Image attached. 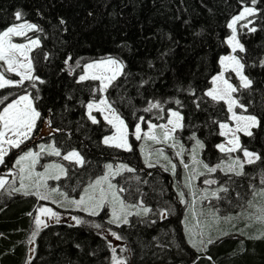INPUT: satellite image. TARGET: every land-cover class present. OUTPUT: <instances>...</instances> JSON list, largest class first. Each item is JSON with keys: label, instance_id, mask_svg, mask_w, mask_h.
Masks as SVG:
<instances>
[{"label": "trees", "instance_id": "obj_1", "mask_svg": "<svg viewBox=\"0 0 264 264\" xmlns=\"http://www.w3.org/2000/svg\"><path fill=\"white\" fill-rule=\"evenodd\" d=\"M246 5L255 6L257 12L239 23L244 50L238 54L252 84L244 88L237 78L233 80L239 102L259 120L252 136L242 135V145L260 159L247 164L240 175L215 172L229 187L221 198L226 202L233 198L235 204L264 187V0L254 4L252 0H0V32L17 21H29L39 29L29 36L40 40L31 52L34 76L40 80L0 89V100L30 92L41 114L36 132L45 121L53 129L14 148L4 167L12 168L16 156L38 142L53 143L61 154L75 150L83 164L58 157L67 173L55 183L77 196L83 186L105 174L107 165L124 161L134 167L115 179L125 189L124 200L143 199L153 212L133 214L127 224L114 225L105 211L95 216L78 211L72 215L87 223L58 221L37 229L34 218L40 200L32 193L8 195L17 187L16 180L0 190V264H112L113 248L103 233L105 227L121 238L123 245L117 250L127 264H264V236L256 235L254 225L248 233L234 232L238 226L216 230L218 237L204 251L193 247L184 231L180 168L173 173L145 165L134 138L133 151L104 144V137L113 131L111 125L103 119L93 123L87 113V104L100 95L99 83L79 80L87 63L116 58L123 71L106 96L129 131L141 117L146 126V121L166 122L170 111L176 110L183 117L177 138L189 144L196 136L203 143L202 158L210 164L221 161L226 154L216 145L221 140L219 123L228 119V109L206 92L221 69V56L229 52V22ZM17 11L22 13L19 20ZM156 102L159 108L145 111ZM164 210L167 213L161 217ZM236 210L237 204L230 211Z\"/></svg>", "mask_w": 264, "mask_h": 264}, {"label": "rangeland", "instance_id": "obj_2", "mask_svg": "<svg viewBox=\"0 0 264 264\" xmlns=\"http://www.w3.org/2000/svg\"><path fill=\"white\" fill-rule=\"evenodd\" d=\"M246 7L253 8L255 10L254 14L257 12L255 6L246 5L234 17L239 16L244 11V8ZM251 15L245 14L244 18L237 20L233 26V28L235 29V37H236L235 42H237L238 45H242L240 38H239V30H238L239 23L249 18ZM233 18L231 19L229 24L232 23ZM23 23H31V22L20 20V21H17L12 26L14 25L19 26L20 24H23ZM233 28H230L231 33L229 37L227 38V44L229 45V52L222 55L221 57L236 56L240 60V62L243 64L238 54V52L240 51L239 47H237L236 51L233 52L232 50L233 45L228 43L229 39L233 36ZM32 31L34 30L25 29V35L13 36L11 39L13 43L23 44V45H30V41H33V40L39 41L38 45H35V46L30 45L26 49V55L31 61L32 75L34 76V65H33L32 58H31V52L35 47L40 45V40L39 38L29 36ZM18 59L25 64L28 63V60H25L23 56H19ZM113 59L117 60L116 58H113ZM100 60H103V59H100ZM100 60H95L87 64L94 63ZM0 63H1L0 73H3L5 79L13 80V81H17L21 79L18 73L5 71V69L7 68L6 63H4L3 61H0ZM225 63L228 64V67L225 68V65L220 63L221 69L214 76H217L220 73H223L224 79H226L230 84H232L237 89V86L233 80V77L237 78L241 86H242V82L240 81L237 73L234 71L233 66L227 61ZM86 65L84 66V69L81 75L87 74L89 77H91L93 74H97V75L101 74L96 69H92V70L87 69ZM20 71H26V69H20ZM122 71H123V68L122 70L117 72L116 78L119 75H121ZM103 74L106 76L111 75L110 72H105ZM241 74L246 76L244 73V67L241 70ZM96 81L99 83L98 90L100 92V95L90 101L91 103H95L98 105V107H94L91 110V115L94 116L97 121H100V119H103L104 121L108 123V121L105 120L104 118L105 116H108L111 119L113 117V110L116 115H119V114L115 111V109L112 106L109 109L106 107L105 104H100L99 102L101 100H105L108 105H111L107 99L106 93L112 81L110 83H108L107 81H101V80H96ZM105 83H108L107 88L104 87ZM217 86L218 85L213 83V80H212V85L209 88V90L214 89ZM219 86L223 87L222 84H220ZM8 87L12 88V87H15V85L5 86L4 88H8ZM0 89H3V88H0ZM236 92L232 93V98L237 103H234L232 105L231 111L229 110V105H228L227 100H221L225 102L227 106L228 119L219 123V134L221 135V133L227 132L228 135H221V140L217 143V145L224 144L226 148L232 147L229 141L238 137L239 147L234 152H223L226 154V156L221 161L213 162L211 164L205 161L201 156L202 149H203V143L196 136H195L194 141H192L189 144H186L184 143L183 140H181L180 138H177L176 136L177 132L181 130L183 127V119L180 121V124L182 126L179 128H175V130H173L174 125L169 123L170 119L173 121L176 120V118L171 115L173 111L178 112L176 110L170 111V116L166 122L146 121V126H144L141 120L138 123L141 128V132H140L141 138L139 140L136 139L135 129L131 132L129 131L127 127V130H126L127 141L131 147L130 151H133V148H134L133 143H132V138H134L136 141H138L139 152L141 154L142 160L145 165L159 166L163 168L164 170H169L173 173H176L177 169L180 168V177L178 178L179 186L178 185L177 186H178V191L180 195L179 197H180L181 203L183 205H186V210H185L184 217H183L184 231L187 236L188 242L193 247H195L197 250H200V251H204L206 249V246L208 243L207 241L209 239L213 241L215 237H218L214 235L217 233L216 230H218V232H221V231H224L226 227H229L230 230H234V228L238 226L237 230L234 232L248 233L250 230L257 229L256 230L257 233L255 231L257 236H260L261 231L264 230V225L255 221L254 219H249V217H254L256 214H258V210L261 207H264V197H261L260 195H258V193L262 189H264V187L251 192V194L249 195V197H247L246 200L239 201V203H236L237 210L233 212L230 210L233 209L236 205L234 199L232 198V201L226 202L225 200L223 201V199L221 198L222 191H220V189L227 188L226 184H224V182H220V178H217V176H215L216 174L215 172H208L207 169L204 167L205 164H207L209 167H216L217 165H219L220 167H217L216 172L219 171L221 174H236V172H241L243 174L245 166L248 164L246 162L248 158L243 155L241 148L247 149L249 152L258 154L255 151H252L248 148L243 147L242 135L245 134L244 132L242 131L235 132V137L233 136V132L235 131L237 127V123H238L237 120L232 118L233 113H235L236 116H245V117L254 116L259 122L257 116L251 113H248L246 111L245 106L240 107V105L242 104L239 102L238 98L236 97ZM26 93L30 94V92L28 91L22 92V93H19L13 96L10 99H7V101L3 104V107L0 111H2L3 108L8 103H11L14 99H17L19 96L24 95ZM101 108L105 110L100 111L99 109ZM88 111L89 110L87 109V113ZM120 118L123 119L121 116ZM38 119L36 120L35 127L29 133V138L26 139L22 144H24L28 140L35 142L39 137L52 133L53 129L49 125L48 121L43 122L42 125L39 127L38 131L36 132V129L38 127ZM222 123L227 124L228 128L227 129L221 128L220 124ZM110 125L113 131L110 134L106 135L105 137H118L119 133H117L115 125L114 124H110ZM150 125H156V127L152 128L150 127ZM161 125L165 127H160ZM255 127L256 126H252L250 127L249 130L253 133V129ZM0 128H2V125H0ZM166 131L170 132L169 139H165ZM8 135L11 136L12 134L9 133ZM152 136H155L157 139L153 140L151 138ZM197 140H199L201 144H197L196 143ZM117 142H119L118 139L114 140L112 144H115ZM22 144L20 146H22ZM112 144L110 145L112 146ZM217 145H216V149L219 150L217 148ZM41 146H44L43 150L41 149ZM53 146L55 147L53 143L44 144V143L38 142L36 143L35 146H31L25 150H22L21 153H19L18 156H16V158L12 162V168H10L6 166L7 163H5V160H6V157L12 153V150L15 147H9L8 145H5L4 147L7 150V155L4 156V163L6 165L4 167V163L0 164V167H1L0 169L3 168L2 170H0V176H5L7 178L8 183L15 182L16 180H18L16 188H19L21 185V176H23V183L24 185H26V190L28 193L35 194L36 192H39L41 196L47 197L46 200H42L40 199L39 196L36 195L38 199L40 200V205L38 209L41 206H44V207L51 208L55 213H57V216L55 217H44V216L41 217V219L46 220L47 224L52 223V222H58V221L59 222L60 221L74 222L76 220L73 219V217L75 218L77 217L76 215H72V214H75V212H78V211H84L85 213L90 214L89 212L84 210L85 207L88 206L87 204L80 205L79 207H77V205L73 203V201L80 200L82 197L86 201L88 200L89 197H95V200L92 201V203H95V202H98L101 196L103 195L105 202H104L103 207L98 210L99 214L105 211L106 219L110 222L113 218L112 217L113 206L116 208L118 213H121V222L111 223L114 225L123 224L122 221L124 219L125 214H127V220L129 221L130 217L133 214L148 215V214L153 213L152 209L148 205H146L143 199L135 203H131V202L124 200L122 193L125 191V189L124 187L119 186V184L115 182L116 181L115 179L118 175L128 171L127 169L120 168L121 165H126L127 168L134 170V167L130 163H127L124 161H119V162L109 164V165H112L111 171L106 167L105 174L101 176V177H104L107 175L108 180L111 182L112 185H114L113 188H109L108 182H105V181H101L100 184H96V181L99 178H101L99 177L98 179L94 180L92 183L86 186H83L77 196L76 195L73 196L71 194L69 195L67 191L62 190L55 183V181L59 180V179H56L57 176L61 178V177H64L67 173L66 167H64V165L60 163L57 158L63 157L67 153L57 156L52 151ZM121 149L129 151L126 148H121ZM28 151L39 153V156L36 158L35 163L33 164L31 163L30 160H25L22 163V165H17L16 161L19 159V157ZM67 161H75V160H67ZM237 161H239V163H237ZM256 161L258 160H255V162ZM240 163L243 164L242 169L239 166ZM77 164L80 165L79 163ZM29 165H31L30 168L28 167ZM173 165H175V168H173ZM185 165H187V167H185ZM230 166L234 168L235 171H229ZM21 167L25 168L24 172H21ZM61 168L64 169L63 173H61L60 171ZM111 173H118V174L112 175ZM205 180L215 181L216 183L206 184L204 183ZM101 189H103V193H101ZM120 189H123V191H120ZM214 192L217 193V196L212 195ZM113 193H116V195L119 197V200L123 201V204H124L123 212H121V205L119 201L114 198ZM181 193H183L182 196H181ZM249 201L252 202V206H249ZM145 208L150 209V211L145 213L144 212ZM38 209H37V215H39ZM238 216L241 218L237 219L236 217ZM226 217H232V219L230 220L225 219ZM253 225H254L253 229L248 228L249 226H253ZM42 227L43 226H41L39 229H41ZM112 232H115V231L111 229L110 227L103 228V233L107 237L108 241L111 243L112 248H115V252H113L112 254V260H113L112 264H116V260H124L123 256L118 254L119 252L117 250L119 245L120 246L123 245V242L121 241V238L120 239L116 238L118 236L117 234L116 236H113L111 234ZM201 240L204 241L203 244L200 243Z\"/></svg>", "mask_w": 264, "mask_h": 264}, {"label": "snow or ice", "instance_id": "obj_3", "mask_svg": "<svg viewBox=\"0 0 264 264\" xmlns=\"http://www.w3.org/2000/svg\"><path fill=\"white\" fill-rule=\"evenodd\" d=\"M256 2V0H252V3L254 4ZM254 9L250 8V7H246L244 8V11L237 17L233 18L232 23H230L228 25V27L233 28L234 24L236 23L237 20L243 19L245 14H254ZM15 17L17 20L21 19L22 17V13L20 11H17L15 13ZM61 24H64L65 22L63 20L60 21ZM25 29H29V30H39L38 26L36 24L33 23H23L20 24L19 26H11L8 27L5 31L0 32V61H3L4 63H6L7 68L5 69V71L7 72H16L20 75L21 79L17 80V81H13V80H8L4 78L3 73H0V88H4L5 86H23L25 81H39L40 78L39 77H34L32 75V64L30 59L28 58V56L26 55V49L31 45V46H35L39 44L38 40H33L30 41V45H23V44H16L12 42V37L13 36H23L25 35ZM252 31H255V29L253 28ZM236 41V37H235V29L233 28V36L229 39L228 43L233 45V52L236 51L237 47H239L240 51H243V45H238ZM19 56H23L25 58V60H28V63L25 64L22 61H20L18 59ZM69 60L71 59L70 57L68 58ZM229 62L233 68L234 71L237 73V75L239 76L240 81L242 82V87L247 88L252 84V81L250 79H248L246 76L241 74V70L243 69L244 65L240 62V60L236 57V56H225V57H221L220 59V63L225 65V68L228 67V64H226L225 62ZM67 63V61H66ZM115 66V67H113ZM86 68L89 70L92 69H96L98 70L101 74L97 75V74H93L91 77H89L87 74L85 75H81L79 77L80 81H84L86 79H93V80H101V81H107L108 83H110L113 79L116 78V74L118 71L122 70L123 68V64H121L119 61L108 57L106 59L94 62V63H90L86 65ZM20 69H26V71H20ZM105 72H110L111 75H104L103 73ZM213 83L217 84L218 86L214 89H211L209 91L206 92V95L208 97H211L213 100H227L228 105H229V110L231 111L232 105L234 103H237L236 101L233 100L232 98V93L236 92L237 89L230 84L226 79H224L223 73H220L217 76H214L212 78ZM41 83H43V81H40ZM108 83L104 84V87L107 88L108 87ZM222 84L223 87H220L219 85ZM34 86V85H33ZM194 95V93H193ZM8 97H4L3 100H0V104L4 103V100H7ZM35 99H39V96H37ZM100 104H105L107 108H111V105H108L107 102L105 100H101L99 102ZM177 104L180 103V101H176ZM94 107H98L97 104L95 103H88L87 104V109L88 111V115L91 118L93 123H98V121L96 120V118L94 116L91 115V110ZM160 104L159 102L156 103H152L150 105V107L148 109H145V111H151L152 108H159ZM197 107H199V104H197ZM240 107H243V105H240ZM100 111H104L105 109L101 108L99 109ZM40 112L35 108L34 106V99L30 96V94H24L19 96L17 99H14L11 103H8L2 111H0V125H2V128H0V164L4 163V156L7 155V150L5 149V145H8L9 147H15V148H19L20 145L29 138V133L33 130V128L35 127V123L36 120L40 117ZM171 115L173 117L176 118L175 121L173 120H169L170 124H173V130H175V128H179L182 125L180 124V121L183 119V117L181 116V114L179 112H175L173 111L171 113ZM105 120L108 121L109 124H114L117 130V133H119L118 137H104L103 139V143L106 145H110L112 144V142L114 140H117L119 142L112 144V146L118 147V148H126L127 150H131L130 145L128 144L127 141V134H126V130H127V126L124 122L123 119L120 118L119 115H116L114 110H113V117L110 119L108 116L104 117ZM233 119L237 120V127L235 129V131L233 132V136L235 137V132H244L246 135L248 136H252L253 133L249 130L250 127L252 126H258V121L256 119V117L254 116H236L235 113H233ZM141 120H143V117L140 118ZM150 127L154 128L156 127V125H150ZM160 127H165L163 125H161ZM220 127L223 129H227L228 125L227 124H220ZM59 131V130H57ZM140 132H141V128L140 125L137 124L135 127V136L136 139L139 140L141 138L140 136ZM11 133L12 135L9 136L8 134ZM221 135H228L227 132H223L221 133ZM153 140L157 139L155 136L151 137ZM170 138V132H165V139H169ZM197 144H201V142L199 140L196 141ZM229 143L232 145V147L226 148L224 144H220L217 145V148L221 151V152H234L237 150V148L239 147V140L238 137L232 139L229 141ZM202 146V145H201ZM41 149H44V146H41ZM52 151L55 155L60 156L61 153L58 149H56L54 146L52 147ZM241 151L243 152V155L245 157H247V163L248 164H252L255 162V160H259L260 157L258 154L256 153H252L249 152L247 149H242ZM39 156V153L36 152H32V151H28L25 152L22 156L19 157V159L16 161L17 165H22V163L25 160H30L31 163H35L36 158ZM64 160H75L77 163L79 164H83V157L80 156V154L78 152H76L75 150L68 152L66 155L63 156ZM237 163H239V161H237ZM150 167L152 165H149ZM240 168H243V164L240 163L239 164ZM29 168L31 167V165L28 166ZM110 171L112 169V165H107L106 166ZM185 167H187V165H185ZM204 167L207 169L208 172H216L217 171V167H220L219 165H217L216 167H209L207 164L204 165ZM120 168L122 169H127L128 171H134L133 169L127 168L126 165H121ZM173 168H175V165H173ZM25 168L21 167V172H24ZM61 173L64 172V169L61 168L60 169ZM229 171H235L234 168H232L231 166L229 167ZM112 175L118 174V173H111ZM237 175L242 174L241 172H236ZM39 175V174H37ZM56 179H59V177L57 176ZM101 181H105L108 182V187L109 188H113L114 185L111 184V182L108 180V176H104L99 178L96 181V184H100ZM204 183L209 184V183H216L215 181H208L205 180ZM8 184L7 178L5 176H0V190H4L5 186ZM120 191H123V189H120ZM220 191H224L227 192L228 189L227 188H221ZM23 192L24 195H29L30 193L27 192L26 190V185H24L23 183V176H21V185L19 188H10L7 191L8 195H12L14 193H20ZM101 193H103V189H101ZM35 195L39 196L40 199L42 200H46L47 197L46 196H41L39 194V192H36ZM183 195V193H181V196ZM213 196H217V193H213ZM239 195V194H237ZM258 195H260L261 197H264V189H262ZM113 196L116 200L119 201L120 205H121V212H123L124 209V204L123 201L119 200V197L116 195V193H113ZM219 198V197H217ZM95 200V197H89L88 200L86 201L83 197L80 200H76L73 201V203H75L77 205V207H79L80 205H84L87 204L88 206L85 207V211L89 212L91 215L95 216L99 214V209H101L104 205V197L103 195L101 196V198L99 199L98 202L92 203V201ZM249 206H252V202L249 201ZM150 211V209L145 208L144 212H148ZM39 215H37L34 220H35V224L37 226V229H39L41 226L43 227H47L48 224L46 222V220L41 219L42 216L44 217H55L57 216V213H55L51 208L48 207H44L41 206L38 209ZM167 212V210H164L161 215L162 217L165 215V213ZM29 215H32L31 213H29ZM112 220L110 221V223H120L121 222V213H118L116 208L113 206L112 208ZM237 219L241 218V217H236ZM73 219L76 220V224L79 225L81 223H87V221H82L78 218L73 217ZM225 219H232V217H226ZM249 219H254L255 221L261 223L262 225H264V207H261L258 210V214H256L254 217H249ZM124 224L128 223L127 220V214L124 215V219L122 221ZM94 227L96 228H100L101 225L100 224H95ZM113 236H116L115 232L111 233ZM36 232L33 233V237H35ZM261 236H264V230L261 231ZM117 239H120L119 236L116 237ZM252 238H256L259 239L260 237H252ZM208 243H212L213 241L211 239H209L207 241ZM201 244L204 243L203 240L200 241ZM111 247V245H109ZM195 246V245H194ZM113 252H115V248L112 249ZM208 259L210 260L211 257H208ZM116 264H127V262L125 260H116Z\"/></svg>", "mask_w": 264, "mask_h": 264}]
</instances>
